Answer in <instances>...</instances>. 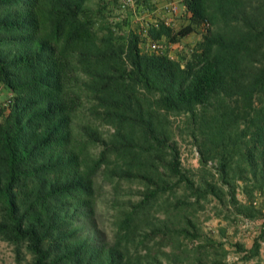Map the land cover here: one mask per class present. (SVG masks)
<instances>
[{"label": "trees", "instance_id": "obj_1", "mask_svg": "<svg viewBox=\"0 0 264 264\" xmlns=\"http://www.w3.org/2000/svg\"><path fill=\"white\" fill-rule=\"evenodd\" d=\"M93 1L0 0V239L18 264L222 263L205 203L224 219L264 217V0H180V27L145 32L175 42L200 28L177 56L143 50L142 28ZM176 115L195 169L181 165ZM125 184L137 199L118 198ZM262 237L236 244L242 259Z\"/></svg>", "mask_w": 264, "mask_h": 264}, {"label": "rangeland", "instance_id": "obj_2", "mask_svg": "<svg viewBox=\"0 0 264 264\" xmlns=\"http://www.w3.org/2000/svg\"><path fill=\"white\" fill-rule=\"evenodd\" d=\"M99 1L102 3L101 0ZM113 1V7L109 16H118L120 19L125 17L129 19L130 26H139V28L144 26V21L149 22V18L145 15V11H147L148 8H157L158 6H161L160 9H164L162 4L169 2L168 0V2L159 4L158 0H154L152 2L153 5H150L146 2L147 0H135V8L132 10L131 6L121 8L118 0ZM93 3H95V0ZM183 23L184 20H180L179 22H175L173 26L177 28ZM199 29L200 28H197L196 31H192V33L185 36L186 39L182 41V47L176 48L168 45L166 51H171V55L173 56L184 53L186 49L193 46L195 41L200 37ZM161 41L167 42L165 39H161ZM181 120L182 118L179 115L172 116V122L175 130L174 137L177 140V145L180 151L181 165L185 168L195 169L199 165L198 152L190 136L186 134L184 127H182ZM137 189V184H132V186H126L125 184L122 186L120 196L118 198L120 200H125L126 198L131 197L135 200L139 196ZM123 192L127 193L123 194ZM115 196L116 195L111 190L110 184L104 183L97 199V207L99 211L98 213L100 214V224L104 225L107 230H110V225H112V215L114 212L112 202L113 199L116 198ZM238 196L242 198L244 195L242 192L238 191ZM263 198L264 197L259 196L257 200H262ZM215 204V199L207 201L204 207L197 212V215L199 217L202 230L220 241L227 249L223 262L219 264H264V243L261 242L258 255L249 259L241 258V250H239L236 245L240 242L247 248L252 244L254 238L260 232L259 228L255 227V219L238 217L232 212L229 214L228 218L224 219L221 215L217 214L218 209ZM251 220L253 222H251ZM263 239L264 235L262 237V240ZM188 244L191 247V243L189 242ZM0 264H18L14 259V253L11 245L2 239H0Z\"/></svg>", "mask_w": 264, "mask_h": 264}, {"label": "crops", "instance_id": "obj_3", "mask_svg": "<svg viewBox=\"0 0 264 264\" xmlns=\"http://www.w3.org/2000/svg\"><path fill=\"white\" fill-rule=\"evenodd\" d=\"M96 2L95 3H99L100 1L98 0H95ZM151 2H153L154 0H149ZM169 1H173L176 5V11L174 12H171L170 10H167V9H160L161 6H158L157 8H148L147 11H145V15L147 16V18H149V23L151 22H156V20L158 19H163L164 17L167 18L171 25H173L175 22H179L180 20H184V14H183V11H182V3L180 0H169ZM102 3H108L105 7H102V11L105 13L106 15V19L108 20H111L112 22L115 21V20H121L118 16L117 17H112V16H109V14L111 13V9L113 7L112 5V2H114L113 0H101ZM165 2H168V0H158V3L159 4H162V3H165ZM164 5V4H162ZM178 5V7H177ZM178 9V10H177ZM107 13V14H106ZM125 27V26H123ZM129 27V26H127ZM132 28H135L137 26H130ZM145 27V30L147 28V26H143V28ZM192 33V32H190ZM188 33V34H190ZM186 36V35H185ZM183 36L181 37L178 41H175V42H172V41H167V43L169 44V46H174V47H182L183 46V43L182 41L186 39V37ZM169 54L171 55V51L169 52ZM7 92L5 90H3V92L0 93V102L3 104V112H6L7 109H8V105H7V102H6V97H7ZM251 222H253L251 220ZM263 222H264V217H259V218H255V224H256V228H259V231H263V235H264V225H263ZM261 242L264 243V239L262 240L261 239Z\"/></svg>", "mask_w": 264, "mask_h": 264}, {"label": "built area", "instance_id": "obj_4", "mask_svg": "<svg viewBox=\"0 0 264 264\" xmlns=\"http://www.w3.org/2000/svg\"><path fill=\"white\" fill-rule=\"evenodd\" d=\"M118 3H119V6L121 8H126L129 6L132 7V10H134V8H135V0H118ZM163 7H164V9L170 10L171 12L176 11V5L173 1H169L168 3L164 4ZM163 20L166 24H171L168 19L163 18ZM143 23H144V26H148L147 21H144ZM141 28L143 31L142 32L143 39L141 40L140 43H141L143 50H145V51H156V52H163L166 50L167 46L169 45V44H167V42L161 41L159 39L150 38L145 33L146 32L145 27L143 28V26H142ZM1 91H2V85L0 84V92ZM8 101L9 100L6 99L7 105H8ZM0 111H3V104L1 102H0Z\"/></svg>", "mask_w": 264, "mask_h": 264}]
</instances>
